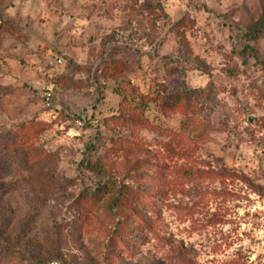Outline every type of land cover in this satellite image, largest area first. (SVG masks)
<instances>
[{"label":"rangeland","instance_id":"obj_1","mask_svg":"<svg viewBox=\"0 0 264 264\" xmlns=\"http://www.w3.org/2000/svg\"><path fill=\"white\" fill-rule=\"evenodd\" d=\"M0 264H264V0H0Z\"/></svg>","mask_w":264,"mask_h":264},{"label":"water","instance_id":"obj_2","mask_svg":"<svg viewBox=\"0 0 264 264\" xmlns=\"http://www.w3.org/2000/svg\"><path fill=\"white\" fill-rule=\"evenodd\" d=\"M248 120L251 121L252 120V117H249Z\"/></svg>","mask_w":264,"mask_h":264}]
</instances>
